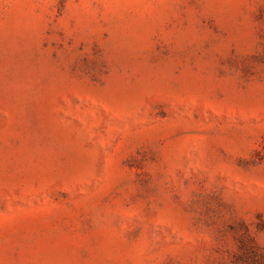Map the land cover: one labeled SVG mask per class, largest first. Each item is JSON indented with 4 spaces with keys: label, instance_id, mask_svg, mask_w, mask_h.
Masks as SVG:
<instances>
[{
    "label": "rangeland",
    "instance_id": "obj_1",
    "mask_svg": "<svg viewBox=\"0 0 264 264\" xmlns=\"http://www.w3.org/2000/svg\"><path fill=\"white\" fill-rule=\"evenodd\" d=\"M0 264H264V0H0Z\"/></svg>",
    "mask_w": 264,
    "mask_h": 264
}]
</instances>
